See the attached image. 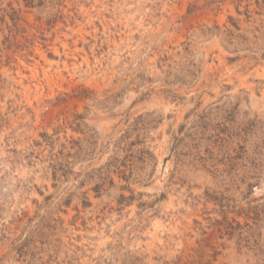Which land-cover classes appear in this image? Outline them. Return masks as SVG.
<instances>
[{"label": "rangeland", "instance_id": "rangeland-1", "mask_svg": "<svg viewBox=\"0 0 264 264\" xmlns=\"http://www.w3.org/2000/svg\"><path fill=\"white\" fill-rule=\"evenodd\" d=\"M0 264H264V0H0Z\"/></svg>", "mask_w": 264, "mask_h": 264}]
</instances>
